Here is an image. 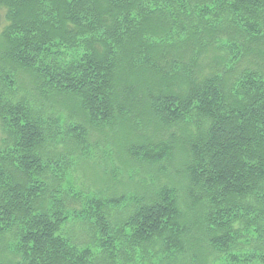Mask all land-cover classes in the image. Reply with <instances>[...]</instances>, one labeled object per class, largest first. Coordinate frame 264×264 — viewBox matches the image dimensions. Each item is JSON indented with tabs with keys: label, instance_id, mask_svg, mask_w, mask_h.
<instances>
[{
	"label": "trees",
	"instance_id": "obj_1",
	"mask_svg": "<svg viewBox=\"0 0 264 264\" xmlns=\"http://www.w3.org/2000/svg\"><path fill=\"white\" fill-rule=\"evenodd\" d=\"M221 257L264 264V0H0V264Z\"/></svg>",
	"mask_w": 264,
	"mask_h": 264
},
{
	"label": "rangeland",
	"instance_id": "obj_2",
	"mask_svg": "<svg viewBox=\"0 0 264 264\" xmlns=\"http://www.w3.org/2000/svg\"><path fill=\"white\" fill-rule=\"evenodd\" d=\"M105 147V146H104ZM104 147H100L99 149H97V154L95 152V156H100L101 154H104L105 156H108L109 155V150L107 148H104ZM94 157V156H93ZM107 158V157H106ZM109 160V159H108ZM92 161V160H91ZM108 162V161H107ZM103 163V162H102ZM103 166L105 167L104 163H103ZM80 165L76 166L74 165L73 169L70 170V173L67 177V182L68 184L72 185L71 182L73 183V187H81L83 189L84 192H86V195H87V198L89 195H94L95 193H98V187L97 185L93 182L92 179H86L83 174H86L89 178H92L93 175L95 174V170L93 169L92 166H85L84 169H83V172L80 171ZM107 169L109 171H117L115 169V163L109 161L108 162V165H107ZM119 174V172L117 171L116 172V175ZM143 173H140V175L137 173V172H134V180L136 182H140V177H142ZM125 177H128V176H124ZM120 178V177H119ZM124 178H121L120 180L124 179ZM148 181H150V179H148ZM165 182V179L163 178L161 180V184H163ZM141 184V183H139ZM113 185H116V184H113ZM65 186V184H64ZM109 185H106L105 187L102 186V188L104 189H107ZM66 187V186H65ZM78 189V188H77ZM132 192H134L136 190V187L132 188ZM139 193L141 194L142 192L139 191ZM131 202V201H130ZM79 209L81 207H78ZM90 226L85 223V222H82L80 220H70L66 225H65V233L70 236L75 242H86L88 241L89 239V235L87 234L88 231L90 230ZM91 239V237H90ZM214 264H230L229 262L226 261L225 258H219L217 261L214 262Z\"/></svg>",
	"mask_w": 264,
	"mask_h": 264
}]
</instances>
